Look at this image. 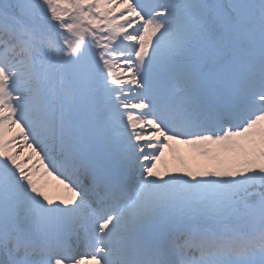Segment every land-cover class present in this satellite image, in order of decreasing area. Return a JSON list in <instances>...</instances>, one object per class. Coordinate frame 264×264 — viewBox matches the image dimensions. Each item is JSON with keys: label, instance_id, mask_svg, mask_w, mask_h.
I'll use <instances>...</instances> for the list:
<instances>
[{"label": "snow or ice", "instance_id": "obj_1", "mask_svg": "<svg viewBox=\"0 0 264 264\" xmlns=\"http://www.w3.org/2000/svg\"><path fill=\"white\" fill-rule=\"evenodd\" d=\"M0 264H264V0H0Z\"/></svg>", "mask_w": 264, "mask_h": 264}, {"label": "rangeland", "instance_id": "obj_2", "mask_svg": "<svg viewBox=\"0 0 264 264\" xmlns=\"http://www.w3.org/2000/svg\"><path fill=\"white\" fill-rule=\"evenodd\" d=\"M18 155L21 153V149H14ZM25 164L31 166L27 158V151L23 152L20 156ZM183 160L188 169L193 171H201L205 168L214 169V165L207 160V158L201 157L196 149H193L189 145L174 144L171 149L165 150L163 161L158 165V171L164 175H183L185 168L181 165L180 161ZM33 164V162L31 161ZM39 165H36V167ZM37 171V169H36ZM41 182H47L51 187V194L56 195L65 194L62 187L57 185L56 180L52 176L42 174V169L39 167L37 171V177ZM54 188H57L54 189ZM56 190V191H53Z\"/></svg>", "mask_w": 264, "mask_h": 264}, {"label": "bare ground", "instance_id": "obj_3", "mask_svg": "<svg viewBox=\"0 0 264 264\" xmlns=\"http://www.w3.org/2000/svg\"><path fill=\"white\" fill-rule=\"evenodd\" d=\"M32 162H33V164H34V163H35V160L33 159ZM36 169H37V171H38L39 167L37 166ZM37 171H36V172H37ZM54 175H55V174H54ZM50 189H51V187H50ZM54 189L57 190V188H54ZM56 190H53V191H56Z\"/></svg>", "mask_w": 264, "mask_h": 264}]
</instances>
